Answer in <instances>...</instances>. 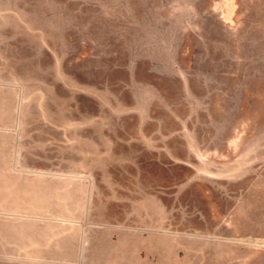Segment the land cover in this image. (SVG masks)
<instances>
[{
	"label": "rangeland",
	"instance_id": "374dc122",
	"mask_svg": "<svg viewBox=\"0 0 264 264\" xmlns=\"http://www.w3.org/2000/svg\"><path fill=\"white\" fill-rule=\"evenodd\" d=\"M0 154V264H264V0H0Z\"/></svg>",
	"mask_w": 264,
	"mask_h": 264
},
{
	"label": "crops",
	"instance_id": "0c3cea01",
	"mask_svg": "<svg viewBox=\"0 0 264 264\" xmlns=\"http://www.w3.org/2000/svg\"><path fill=\"white\" fill-rule=\"evenodd\" d=\"M15 162H17V160L13 157V155L0 154V258L10 257L23 259L25 257L24 238L21 235L23 230L20 227L22 226L24 220L23 213L21 212L24 209L23 203H25L24 193L25 189L28 190L27 187H31V189H33L35 187V183L36 186H38L37 182L39 181L37 180L42 176H39V173H36V170L34 169L31 171L17 169L18 166L14 165ZM46 180L51 181L50 179ZM52 180L56 179L52 178ZM61 180L62 179H60V181ZM27 199L29 200L28 197ZM26 203H30L29 208L27 209H34V202ZM5 210L12 212L10 213L11 215L7 213L10 215L7 220L2 216L5 214L1 212ZM26 218L31 219L32 216L27 215ZM9 235L11 237H9ZM7 247H10L11 249L7 251ZM79 252L80 251L77 250L74 252L76 258L80 256ZM65 253H67V251L60 249L59 252H56V255L60 254L61 257H64L63 255H65ZM58 256H56V258H58ZM63 261H65V259Z\"/></svg>",
	"mask_w": 264,
	"mask_h": 264
}]
</instances>
